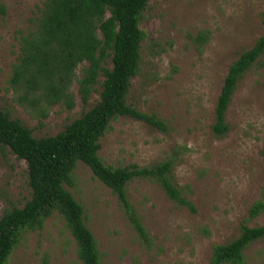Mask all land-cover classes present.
<instances>
[{"label":"rangeland","instance_id":"1","mask_svg":"<svg viewBox=\"0 0 264 264\" xmlns=\"http://www.w3.org/2000/svg\"><path fill=\"white\" fill-rule=\"evenodd\" d=\"M45 0H0V110L33 137L54 136L100 98L98 77L83 104L76 68L73 107L53 105L46 118L18 101L9 84L21 38L37 28ZM140 72L128 105L160 125L130 117L112 120L100 139L106 165L154 167L172 163L171 177L193 210L170 200L158 184L134 179L127 201L149 236L144 243L117 196L79 162L65 188L83 207L100 264H208L215 245L235 239L243 225H264V212L247 220L264 187V55L238 83L226 111L228 131L213 132L215 106L231 64L264 33V0H150L142 14ZM205 34L200 44L198 36ZM107 68H111L108 59ZM26 164L0 147V217L30 199ZM247 264H264V238L244 252ZM81 264L72 235L56 212L39 232L23 235L7 264Z\"/></svg>","mask_w":264,"mask_h":264},{"label":"trees","instance_id":"2","mask_svg":"<svg viewBox=\"0 0 264 264\" xmlns=\"http://www.w3.org/2000/svg\"><path fill=\"white\" fill-rule=\"evenodd\" d=\"M150 0H45L34 32L21 38L20 55L9 84L24 103L46 118L49 109L62 103L73 107L71 85L78 65L86 62L77 79L83 104L103 76L100 98L90 110L54 136L35 138L19 120L0 110V147L8 149L26 164L30 199L22 208L10 207L0 217V264H7L23 235L39 232L54 213H58L72 235L81 264H100L97 242L87 227L82 205L66 185L73 184V171L79 162L119 199L134 230L144 243L149 236L127 201L125 187L134 179H147L161 187L167 197L193 210L192 204L175 185L170 161L154 167L106 165L98 152L100 139L118 117L144 120L151 117L127 103L131 80L140 72L142 44L146 37L140 28L142 14ZM4 7L0 13L4 14ZM205 34L198 41H206ZM264 55V33L254 46L241 53L229 67L215 106L213 132L228 131L226 111L238 83ZM108 59L111 68H107ZM264 212L262 197L252 204L247 220ZM264 238V225H243L239 235L226 244L215 245L208 264H247L245 250ZM41 264H49L44 257Z\"/></svg>","mask_w":264,"mask_h":264}]
</instances>
